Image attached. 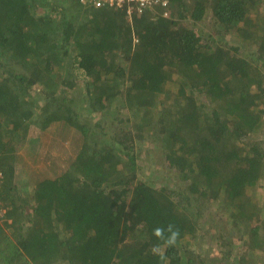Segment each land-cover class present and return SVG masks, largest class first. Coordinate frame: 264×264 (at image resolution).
<instances>
[{"label": "trees", "instance_id": "16d2710c", "mask_svg": "<svg viewBox=\"0 0 264 264\" xmlns=\"http://www.w3.org/2000/svg\"><path fill=\"white\" fill-rule=\"evenodd\" d=\"M167 1L0 0V264H264V0Z\"/></svg>", "mask_w": 264, "mask_h": 264}, {"label": "rangeland", "instance_id": "374dc122", "mask_svg": "<svg viewBox=\"0 0 264 264\" xmlns=\"http://www.w3.org/2000/svg\"><path fill=\"white\" fill-rule=\"evenodd\" d=\"M209 17H211V16H209ZM210 22H211V18L209 20H207V23H210ZM240 45L243 47H246L245 48L246 50H249V48H250L248 44L246 46H244L243 43H240ZM115 125L116 124L112 125V130H113V128L115 129ZM49 138L51 139V137H49ZM260 138H261L260 134L254 135L251 138V140L257 141ZM72 146H73V144L72 145L68 144V145H65V147L64 146L60 147L56 151V153L54 155V159H53L55 164H56L55 166H53L50 161H48V163L44 162L45 159H42L41 161H39L36 164H35V162L37 161L36 159H35V162L32 161V159L29 160V163H30L29 165H31V167H30L31 168V171H30L31 174L30 175H31V179H32L31 187L34 188L35 184L37 182L39 183L40 181L44 180L46 176H48V177L51 176V170L52 169H53V173L59 172V174H61V171H62L61 169L65 166V162H66L65 161V159H66L65 156H67L66 149L69 151V150H71ZM254 197L258 200L263 199L264 198V190H262L261 188H259V189L257 188L256 191L254 192ZM0 215H1V211H0ZM214 248H215V250L206 251L204 253H201L199 250H194L192 256L197 260V259H200L201 254H203L204 258H207V257L212 256L213 254L218 253L216 251L222 252L221 247H220V245H218V243ZM235 261H239L238 255L236 252H234V261L233 262H235Z\"/></svg>", "mask_w": 264, "mask_h": 264}, {"label": "built area", "instance_id": "2783aa9c", "mask_svg": "<svg viewBox=\"0 0 264 264\" xmlns=\"http://www.w3.org/2000/svg\"><path fill=\"white\" fill-rule=\"evenodd\" d=\"M86 4H91L96 9H124L126 8L129 17L134 12L142 13L144 10L153 9L156 5L161 4L163 7L168 6L167 0H83Z\"/></svg>", "mask_w": 264, "mask_h": 264}, {"label": "clouds", "instance_id": "9594fccd", "mask_svg": "<svg viewBox=\"0 0 264 264\" xmlns=\"http://www.w3.org/2000/svg\"><path fill=\"white\" fill-rule=\"evenodd\" d=\"M80 2L86 6H89V7H92L93 9H96L95 7H93V5L91 4H86L83 2V0H80ZM115 9H118V8H115ZM169 14L168 11L165 12L164 16L167 17ZM167 232L170 234L168 236V238L166 239L165 243L167 246L171 247V246H174L177 242V238L179 237V230L175 228L174 225L172 224H169L167 226ZM164 232H165V229L164 228H161V227H157L153 230V235L156 236L157 238H161L163 239L164 238ZM153 253L154 254H157L159 253L160 249H159V246H154L153 249H152ZM162 260L164 259L163 256L160 257Z\"/></svg>", "mask_w": 264, "mask_h": 264}]
</instances>
